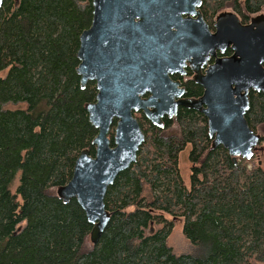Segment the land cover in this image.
Masks as SVG:
<instances>
[{
  "label": "trees",
  "instance_id": "trees-1",
  "mask_svg": "<svg viewBox=\"0 0 264 264\" xmlns=\"http://www.w3.org/2000/svg\"><path fill=\"white\" fill-rule=\"evenodd\" d=\"M92 4L4 0L0 9V264H264V170L257 153L234 163L223 146L212 147L208 119L198 111H179L180 136L163 133L172 127L169 119L160 129L134 114L145 141L136 163L108 190L111 220L97 245L78 202L57 196L79 155L96 154L99 131L86 106L96 102L97 85L82 89L77 73ZM225 9L248 20L264 0H202L208 19ZM20 103L26 109L4 108ZM246 119L256 133L264 126V93H250ZM187 147L189 186L179 165ZM167 216L184 220L183 234L200 256L175 254ZM154 225L161 228L148 234Z\"/></svg>",
  "mask_w": 264,
  "mask_h": 264
},
{
  "label": "water",
  "instance_id": "water-1",
  "mask_svg": "<svg viewBox=\"0 0 264 264\" xmlns=\"http://www.w3.org/2000/svg\"><path fill=\"white\" fill-rule=\"evenodd\" d=\"M92 5V25L80 36L77 73L82 89L89 82L97 85L96 102L86 106L99 131L93 141L96 154L84 150L79 155L71 181L58 188L57 196L65 204L78 202L93 226L91 243L97 245L111 220L108 190L136 163L145 141L134 113L143 111L162 128L166 116L176 119L179 106L200 112L208 119L212 147L223 146L236 164L261 150L262 137L250 128L246 114L251 91L264 93V14L243 25L235 13L222 12L212 35L197 11L202 0H93ZM182 15L199 16L204 28ZM207 44L213 56L228 48L233 55L218 58L197 80L205 88L202 98L181 100L182 92H172L177 88L169 75L185 64L186 50L199 52ZM147 93L153 95L143 98Z\"/></svg>",
  "mask_w": 264,
  "mask_h": 264
},
{
  "label": "flooded vegetation",
  "instance_id": "flooded-vegetation-1",
  "mask_svg": "<svg viewBox=\"0 0 264 264\" xmlns=\"http://www.w3.org/2000/svg\"><path fill=\"white\" fill-rule=\"evenodd\" d=\"M188 8H191V5H188ZM201 8H197V11H199L202 15L203 21L206 24L210 34H215L217 29H216V22H217V18L218 16L222 13V12H226V11H230V9H225L222 12H220L219 14H217L215 16L214 19H208L207 17H205V15L202 13ZM233 12V11H231ZM257 15L260 14H256V15H250L248 16V20L243 19L242 17H239L240 22L243 25H249L252 21L253 18H255ZM182 18L184 20L190 19L188 22L189 24H192L194 26H198L199 28H204V26L200 23L197 22V20H199V16H190L188 17L187 15H182ZM206 38H208V40H210L209 37H207V35L205 34ZM186 39L191 38V35H185ZM186 57L187 59L185 60V64L182 66H176L175 69V73L170 74L169 75V79L170 81L176 85L177 90H173L172 92L174 93H178V92H182V97L181 100H199L200 98H202L204 96L205 93V88L202 84L198 83L197 80L202 76V75H206L208 69L216 62V60L218 58H226V57H230L233 55V51L228 48L225 53H222L220 51L216 52V56H213L212 53V49H211V45L207 44L205 46H203V48L201 49V51L199 52H195L193 50H186ZM181 65V64H180ZM172 88V87H170ZM252 92V91H251ZM153 95V93H147L145 96H143V98H149ZM179 99H176V101H178ZM181 109H186L182 106H179L178 108V115H179V111ZM190 110V109H187ZM135 114H140V115H144L143 111L141 112H137ZM178 115L175 118H170L169 116H166L163 119V127L160 129L164 128V120L165 119H169L172 121V127L178 125L177 124V120H178Z\"/></svg>",
  "mask_w": 264,
  "mask_h": 264
},
{
  "label": "rangeland",
  "instance_id": "rangeland-1",
  "mask_svg": "<svg viewBox=\"0 0 264 264\" xmlns=\"http://www.w3.org/2000/svg\"><path fill=\"white\" fill-rule=\"evenodd\" d=\"M230 11H232L230 9ZM229 10L226 12H230ZM264 14V9L259 13ZM6 73H3L1 75H5ZM26 104L20 103L17 105L14 104H8L6 105L4 108L7 110H17V109H26ZM135 114V113H134ZM148 120V119H147ZM149 121V120H148ZM150 122V121H149ZM163 133L165 135H176V136H180L181 134V130L179 128L178 125L174 126L173 128H170L168 130H163ZM257 133L261 136L264 137V126L259 127L257 130ZM259 147L261 148V150H259L257 152V161L258 162H262L261 167L264 170V146L259 145ZM189 153H190V147H187V149L181 153L180 155V161H179V165H180V170H181V174H182V178L184 179L185 183L189 186L190 185V177H191V169H192V165L189 161ZM19 178L20 176H18L16 178V181L14 183L13 192H16L17 187L19 185ZM54 192H56L54 190ZM167 218L169 220L173 221V225H174V229L169 237L168 240V244L169 246L174 250L176 255H186V254H192V255H197L200 256L201 253L194 248V246L190 243L189 240H187L183 234V226H184V220L181 219H173L169 216H167ZM161 226H153V230L152 227L150 229V231L148 232V234H151L155 231H157L158 229H160ZM85 246L90 248V242L89 240L86 241Z\"/></svg>",
  "mask_w": 264,
  "mask_h": 264
}]
</instances>
